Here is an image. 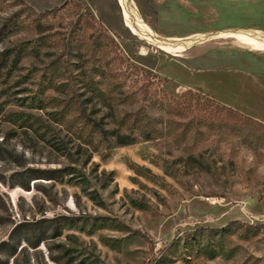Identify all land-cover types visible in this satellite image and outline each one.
Returning a JSON list of instances; mask_svg holds the SVG:
<instances>
[{
    "label": "rangeland",
    "instance_id": "1",
    "mask_svg": "<svg viewBox=\"0 0 264 264\" xmlns=\"http://www.w3.org/2000/svg\"><path fill=\"white\" fill-rule=\"evenodd\" d=\"M134 1L167 37L264 29V0ZM236 113L264 123V46L174 56L119 0H0V264H264V126Z\"/></svg>",
    "mask_w": 264,
    "mask_h": 264
},
{
    "label": "bare ground",
    "instance_id": "2",
    "mask_svg": "<svg viewBox=\"0 0 264 264\" xmlns=\"http://www.w3.org/2000/svg\"><path fill=\"white\" fill-rule=\"evenodd\" d=\"M124 9L126 25L133 34L156 43L159 48L174 56L197 45L204 44L220 36L233 37L240 43L252 47L264 46V29L242 28L214 33H196L185 37H167L156 32L142 17L134 0H119ZM144 41V40H143Z\"/></svg>",
    "mask_w": 264,
    "mask_h": 264
},
{
    "label": "trees",
    "instance_id": "3",
    "mask_svg": "<svg viewBox=\"0 0 264 264\" xmlns=\"http://www.w3.org/2000/svg\"><path fill=\"white\" fill-rule=\"evenodd\" d=\"M188 95H190V96H192L193 95V91H192V89H188V90H186L180 97L181 98H185L186 96H188ZM189 102H192L191 101V99H190V101ZM186 103H188V102H184V104H186ZM177 104H179L180 106H184L185 107V105H183V103L182 102H178ZM189 104H191V103H189ZM220 108H222V109H226L225 108V106H221ZM236 116H237V122H238V124L237 125H239V126H246V125H248L249 124V122H251L252 124H257V125H259V126H264V123L263 122H260V121H258V120H254L253 118H251V117H243L241 114H239V113H236ZM45 177H48L49 179H53L54 177L53 176H48V175H46ZM234 223H238V221H233V222H231L227 227H225V228H222L223 230H226L230 225H232V224H234ZM213 229V228H212Z\"/></svg>",
    "mask_w": 264,
    "mask_h": 264
},
{
    "label": "crops",
    "instance_id": "4",
    "mask_svg": "<svg viewBox=\"0 0 264 264\" xmlns=\"http://www.w3.org/2000/svg\"><path fill=\"white\" fill-rule=\"evenodd\" d=\"M226 30H223V29H219V30H222V31H228V30H234V29H236V28H232V29H229V28H225ZM237 29H242V28H237ZM214 32L216 31V30H213ZM222 31H217V32H222ZM214 32H212V31H208V32H198V33H214ZM194 34H196V33H194ZM190 35H192V34H190ZM211 41V40H210ZM210 41H208V42H210ZM208 42H206V43H208ZM205 44V43H204Z\"/></svg>",
    "mask_w": 264,
    "mask_h": 264
}]
</instances>
